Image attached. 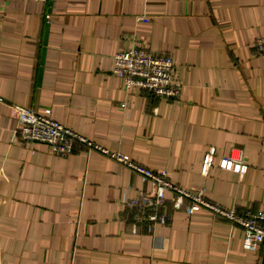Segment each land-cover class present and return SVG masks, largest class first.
Instances as JSON below:
<instances>
[{
    "label": "crops",
    "instance_id": "1",
    "mask_svg": "<svg viewBox=\"0 0 264 264\" xmlns=\"http://www.w3.org/2000/svg\"><path fill=\"white\" fill-rule=\"evenodd\" d=\"M263 35L264 0H0V264H264V244L243 250L240 227L175 210L170 193L156 209L165 224L141 221L127 203L149 181L77 141L65 155L20 143L12 111L50 108L212 204L264 211ZM135 45L177 63L176 98L111 74L113 55ZM239 150L246 170L225 169Z\"/></svg>",
    "mask_w": 264,
    "mask_h": 264
},
{
    "label": "built area",
    "instance_id": "2",
    "mask_svg": "<svg viewBox=\"0 0 264 264\" xmlns=\"http://www.w3.org/2000/svg\"><path fill=\"white\" fill-rule=\"evenodd\" d=\"M10 1V0H3ZM45 3L47 0H30ZM49 19V16H46ZM257 51L264 55V35L254 44ZM177 63L165 53H153L142 45H135L115 53L112 57L111 74L120 79L126 90H144L162 99H174L180 93L181 83L176 77ZM12 111L19 129L18 141L24 145L36 143L45 145L50 153L65 155L71 151L77 141L88 148H94L138 173L143 181H149L152 190L140 192L136 199L128 201L127 206L139 207L143 211L141 221L165 224V213L156 214V209L165 202L166 193H170L172 207L183 210L187 215L200 209H208L215 218H220L242 229L241 247L248 252H255L264 244V211L247 212L240 216L232 209H225L212 204L202 189H187L171 182L165 171H155L137 165L121 153L112 152L101 145L93 144L72 129L58 123L52 117V110L44 108L40 112L13 105ZM210 164L207 157L202 166L205 171ZM224 168L234 172L246 170L241 150L234 156L225 157ZM188 202V204H185ZM149 227V226H148ZM149 229V228H148Z\"/></svg>",
    "mask_w": 264,
    "mask_h": 264
}]
</instances>
